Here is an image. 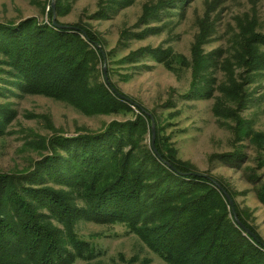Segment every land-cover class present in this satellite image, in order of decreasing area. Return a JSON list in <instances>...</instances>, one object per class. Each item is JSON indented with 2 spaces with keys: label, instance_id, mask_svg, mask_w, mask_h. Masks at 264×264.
<instances>
[{
  "label": "trees",
  "instance_id": "obj_1",
  "mask_svg": "<svg viewBox=\"0 0 264 264\" xmlns=\"http://www.w3.org/2000/svg\"><path fill=\"white\" fill-rule=\"evenodd\" d=\"M125 2L102 0L94 18H107ZM186 2H166L159 10L147 11L143 22L161 14L177 17L175 11L182 12L184 7H179ZM64 5L65 0H55L45 22L28 18L0 24V83L22 96L63 103L86 117L131 113L116 95L112 73L106 70V85L96 68L103 58L95 33L81 23L72 28L58 22ZM53 17L65 28L54 26ZM259 20L254 15L235 17L224 52L202 55L204 38L214 27L206 18L200 26L204 34L191 46L190 62L169 51L145 48L119 63L134 66L148 56L169 70L176 65L190 68L187 98L212 99L213 116L234 122L233 135L254 149L263 166L264 134L241 117L256 100L251 85L264 86V19ZM217 71L223 77L219 82L212 77ZM14 115L8 104H0V139L8 134ZM147 124L150 118L140 115L125 122L113 120L97 132L78 129L73 136L51 129L27 142L37 158L21 170L0 171V264L89 261L95 248L78 234L84 223L124 227L165 264H264V241L233 204L236 219L253 238L244 234L212 181L233 201L232 191L220 179L196 173L190 163L181 161L156 128L157 158L143 144ZM232 152L218 157L228 163L242 157L241 150ZM255 197L264 206V183L255 189Z\"/></svg>",
  "mask_w": 264,
  "mask_h": 264
},
{
  "label": "rangeland",
  "instance_id": "obj_2",
  "mask_svg": "<svg viewBox=\"0 0 264 264\" xmlns=\"http://www.w3.org/2000/svg\"><path fill=\"white\" fill-rule=\"evenodd\" d=\"M51 1L0 0V24H17L28 18L45 22ZM171 1L127 0L107 18L98 20L94 16H97L102 0H65L58 22L69 27L81 23L95 33L102 44L97 47L103 53V60L97 62L96 68L102 75L104 69L106 78L107 69L112 73L111 81L118 94L128 99L126 103L131 113L86 117L63 103L19 95L17 89L2 82L0 104H8L15 115L7 129L8 134L0 139V171L21 170L29 160L36 159L37 153L26 143L50 134L51 129L63 136H73L80 132L78 129L97 132L113 120L125 122L140 115L148 117V114L154 124V140L157 128L158 135L173 144L181 161L190 163L196 173L208 172L213 178L220 179L233 193L232 204L246 215L247 223L264 241V206L255 197V189L264 183V165L260 166L256 161L252 147L239 142L233 135L234 122L213 116L212 99L187 98L192 81L190 68L177 69L176 65L174 70H169L148 56L139 59L140 64L134 66L129 61L119 63L145 48L169 51L190 62L191 46L197 36L204 34L200 26L206 18L214 23V27L212 35L204 38L202 55L217 50L224 52L230 28L235 26L234 18L246 14L264 19V0H187L179 7V10L184 7L182 12L175 11L177 17L161 14L159 19L143 22L147 11L159 10ZM212 77L219 82L223 78L222 72L217 71ZM3 79L10 81L11 78L5 76ZM251 86L256 100L241 117L254 131L264 134V86L260 88L256 83ZM4 88L10 90L4 92ZM149 112L154 114V119ZM150 141L151 122L147 124L143 144L151 148ZM236 148L241 150V158L230 163L219 159L218 156L228 155ZM228 210L231 213L230 206ZM78 234L95 248V256L89 261L77 260L73 264H165L122 226L84 223L79 225Z\"/></svg>",
  "mask_w": 264,
  "mask_h": 264
},
{
  "label": "water",
  "instance_id": "obj_3",
  "mask_svg": "<svg viewBox=\"0 0 264 264\" xmlns=\"http://www.w3.org/2000/svg\"><path fill=\"white\" fill-rule=\"evenodd\" d=\"M53 2H54V0H52V1H51V4H50V7H51L52 11H53V8H54V6H53ZM52 24H53L54 26H56L57 28H65V27H61V26L56 25V24H55V19H54V17L52 18ZM97 49L99 50L100 54H101L102 57H103V53L101 52L100 48L97 47ZM103 79H104V82L106 83V85H109V83H108V81H107V78H106V75H105V71H104V69H103ZM113 91H114V90H113ZM116 95H117L120 99H122V100H124V101H128V99H126V98L123 97L122 95H119L118 93H116ZM140 110L144 113V111H143L142 109H140ZM147 116L150 118V122H151V141H150V147H151V150H152V152L154 153V155H155L157 158H159V155L157 154V152H156V150H155V148H154V124H153V120H152V118H151L150 115L147 114ZM165 165H167L169 168H171V166L168 165L167 163H165ZM195 175H197V174H195ZM212 183H213V185H214L215 187L218 188V190L222 193V195L224 196V198L227 200V202H228V204H229V206H230V208H231V214H232V216H233V218H234L236 224L238 225V227L244 232V234H247L248 236H250V237L253 238V236L251 235V233H250V232H249V231H248V230H247V229H246L241 223H239V221L236 219L235 214H234V210H233V204H232V202H231L229 196L226 194V192H225V191H224L219 185H217L216 182L212 181Z\"/></svg>",
  "mask_w": 264,
  "mask_h": 264
}]
</instances>
